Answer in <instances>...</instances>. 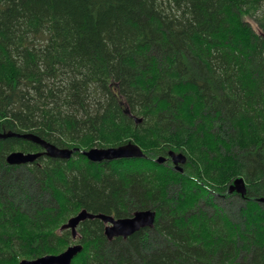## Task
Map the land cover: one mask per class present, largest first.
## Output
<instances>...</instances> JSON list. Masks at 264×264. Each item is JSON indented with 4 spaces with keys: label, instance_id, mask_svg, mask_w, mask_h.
<instances>
[{
    "label": "trees",
    "instance_id": "trees-1",
    "mask_svg": "<svg viewBox=\"0 0 264 264\" xmlns=\"http://www.w3.org/2000/svg\"><path fill=\"white\" fill-rule=\"evenodd\" d=\"M7 133L77 152L0 139V264L62 253L81 209L155 221L108 242L86 220L72 264H264V0H0ZM126 143L145 158L80 153ZM169 151L182 173L156 162ZM13 152L40 155L9 165ZM237 178L244 197L228 194ZM236 196L233 219L218 197Z\"/></svg>",
    "mask_w": 264,
    "mask_h": 264
},
{
    "label": "water",
    "instance_id": "water-1",
    "mask_svg": "<svg viewBox=\"0 0 264 264\" xmlns=\"http://www.w3.org/2000/svg\"><path fill=\"white\" fill-rule=\"evenodd\" d=\"M251 27L257 31L259 35H263L262 31L257 25L251 23ZM136 123L140 122V119H135ZM17 138L38 144L43 150L46 156L51 158H59L62 160H68L77 149L58 148L53 144H50L39 137L32 134H16L7 133L0 134V139L4 138ZM81 154L86 157L89 162L100 163L110 162L122 159H142L145 158L143 151L134 143H126L118 147L108 148H91L87 151H82ZM39 157V154H25L23 152H13L6 157V162L9 165H24L32 163ZM168 159L174 165V168L178 172H182L181 166L186 163V157L182 153L168 152ZM165 158L160 157L156 161L157 163L164 162ZM236 192L241 197L246 195V185L242 178H237L228 187V193ZM261 202L263 199L260 200ZM98 219L102 223L106 224L103 234L104 237L111 241L115 238H123L137 233L141 230L151 229L154 227L155 212L152 210L136 211L131 217L126 218H114L106 214H94L87 212L85 209L81 210L75 216L71 217L60 230H70L72 238L77 237V227L81 222L85 220ZM82 244H76L69 246L64 252L58 255H45L32 260H22L18 264H71L73 259L82 251Z\"/></svg>",
    "mask_w": 264,
    "mask_h": 264
},
{
    "label": "rangeland",
    "instance_id": "rangeland-1",
    "mask_svg": "<svg viewBox=\"0 0 264 264\" xmlns=\"http://www.w3.org/2000/svg\"><path fill=\"white\" fill-rule=\"evenodd\" d=\"M194 167H195L194 165H191L190 168H194ZM218 199H220V200H218V203H219L220 208L224 211L223 214L224 215H228V216H230V218H233L234 219L236 217V215H238V213H239L238 209L241 206L242 199L237 198V196L234 197L233 199L232 198H228L225 201L222 198H219V197H218Z\"/></svg>",
    "mask_w": 264,
    "mask_h": 264
},
{
    "label": "flooded vegetation",
    "instance_id": "flooded-vegetation-1",
    "mask_svg": "<svg viewBox=\"0 0 264 264\" xmlns=\"http://www.w3.org/2000/svg\"><path fill=\"white\" fill-rule=\"evenodd\" d=\"M166 162V161H165ZM102 225H103V231H104V228H105V224L104 223H101ZM80 227V226H79ZM79 227H78V229H79ZM104 235V234H103ZM120 238V237H119ZM79 239V238H78ZM106 239V238H105ZM115 239H117V238H115ZM121 239H123V238H121ZM114 240V239H113ZM76 241V240H75ZM106 241H108L107 239H106ZM112 241V240H111ZM111 241H108V242H111Z\"/></svg>",
    "mask_w": 264,
    "mask_h": 264
}]
</instances>
